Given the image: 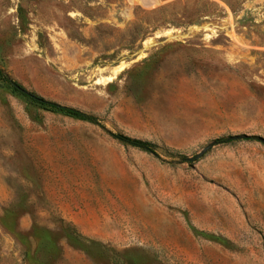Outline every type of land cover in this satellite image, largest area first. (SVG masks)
I'll use <instances>...</instances> for the list:
<instances>
[{
	"label": "rangeland",
	"instance_id": "rangeland-1",
	"mask_svg": "<svg viewBox=\"0 0 264 264\" xmlns=\"http://www.w3.org/2000/svg\"><path fill=\"white\" fill-rule=\"evenodd\" d=\"M0 71L97 121L0 80V264H264V0H0Z\"/></svg>",
	"mask_w": 264,
	"mask_h": 264
},
{
	"label": "trees",
	"instance_id": "trees-1",
	"mask_svg": "<svg viewBox=\"0 0 264 264\" xmlns=\"http://www.w3.org/2000/svg\"><path fill=\"white\" fill-rule=\"evenodd\" d=\"M0 80L3 81L5 84L12 86L15 91L28 96L31 100H33L35 103L39 104L41 107H43L47 111L61 113L63 115L69 116L71 118H74V119H77L80 121L89 122L92 124L97 123V121L94 117H92V116H90V115H88L82 111H79L75 108L62 106V105L57 104L55 102L45 100V99H43V98H41L35 94L28 93L21 86H19L16 83H13L1 71H0ZM115 138L118 139L119 141L123 142L124 144H128V145L140 148L142 150L152 152V145L149 144L148 142L141 141V140H134V139H130L128 137L120 136V135H116ZM251 138L252 137H247L246 139H251ZM220 142H224V141H220Z\"/></svg>",
	"mask_w": 264,
	"mask_h": 264
},
{
	"label": "water",
	"instance_id": "water-1",
	"mask_svg": "<svg viewBox=\"0 0 264 264\" xmlns=\"http://www.w3.org/2000/svg\"><path fill=\"white\" fill-rule=\"evenodd\" d=\"M249 136L246 135H236V136H230L228 137L226 140L230 141V140H241V139H246ZM259 142L264 143V139L263 138H256ZM216 144V142H211L209 144H207L205 147H203L199 153H197L196 155H194L193 157H189L186 160L188 162H193L196 161L197 159L201 158L203 155H205V153H207L214 145Z\"/></svg>",
	"mask_w": 264,
	"mask_h": 264
}]
</instances>
